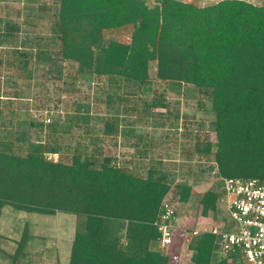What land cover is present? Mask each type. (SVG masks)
I'll return each instance as SVG.
<instances>
[{"label":"trees","instance_id":"obj_1","mask_svg":"<svg viewBox=\"0 0 264 264\" xmlns=\"http://www.w3.org/2000/svg\"><path fill=\"white\" fill-rule=\"evenodd\" d=\"M157 2L150 6L147 0H58L52 42H59V60L75 63L78 75L106 77L117 88L123 82L140 89L149 83V66L154 62L157 80L173 89L193 86L207 99L216 142L197 144L195 150L213 154L216 176L264 180V5L243 0H221L205 7L178 0ZM125 27L132 28L129 43L105 41V31ZM18 32L16 25L5 22L0 38H14ZM25 40L24 48L35 43L34 38ZM34 46L29 48L35 50V59L48 62L47 45ZM15 53L26 70L30 53L16 49ZM24 75L31 78L30 72ZM106 99L116 112L101 119L100 132L115 136L122 98L113 94ZM157 106L166 105L154 100L143 112L147 115ZM88 112L78 113L75 123L83 122L90 131ZM49 123L29 124L47 129L49 140L28 143L24 156L0 144V218L5 207L76 216L69 264H169L167 254L151 247L161 243L154 223L172 188L185 204L192 185L186 181L174 185L173 176L159 165L147 167L144 175L133 173L101 152L85 154L81 145L73 149L69 163L48 161L45 154L57 155L62 149L55 134L73 128L72 123ZM15 135L27 141L26 130ZM124 135L135 136V131L127 129ZM216 203L217 194L206 191L197 204L198 216L216 220ZM26 241L23 234L13 254L0 247V264L21 263ZM188 248L190 264H224L213 255L217 246L211 233H194Z\"/></svg>","mask_w":264,"mask_h":264},{"label":"rangeland","instance_id":"obj_2","mask_svg":"<svg viewBox=\"0 0 264 264\" xmlns=\"http://www.w3.org/2000/svg\"><path fill=\"white\" fill-rule=\"evenodd\" d=\"M178 1L205 7L221 0ZM243 1L255 6L264 5V0ZM147 3L152 6L158 2L147 0ZM57 9L58 0H0V36H3L1 29L5 22L16 25L19 31L14 38H0L1 143L10 144L16 155L24 156L25 146L15 143L13 138L18 130L30 131L33 142L49 140L47 129H30L28 121L48 119L49 124L72 123L70 132L55 134L62 149L57 155L45 154L46 160L69 163L73 149L81 145L85 154L101 152L133 173L144 175L147 167L159 165L163 172L173 176L174 185L186 181L192 185V190L194 188L187 203L182 204L178 200L174 188L165 198L174 207L176 218L171 246L162 248L160 243L151 247L167 254L169 264H190L192 252L188 245L194 233L211 230L213 225L220 222L228 231L232 227L229 218L222 216L224 212L221 208L216 220L201 218L197 213L201 195L206 191L216 193L220 186L212 164L213 154L206 156L195 150L197 144L210 142L214 145L216 142L212 127L214 116L207 99L193 86L182 85L179 89H173L170 84L157 80L154 62L150 63L149 83L143 89L123 82L117 88L106 77L78 75L75 63L59 60V42H52L57 27ZM131 32V27L105 31L104 39L127 44ZM28 37L34 38L40 47L47 45L48 62L35 59V50L29 48L35 47V43L24 48L22 43ZM15 49L30 53L26 70L22 67L23 59L18 57ZM27 72L31 73L29 79L24 75ZM113 94L122 98L117 109L119 131L115 136H102L101 119L116 112L114 107L107 105V96ZM154 100H162L165 108L152 107L145 115V104H151ZM200 103L203 105L200 106ZM87 109L90 131L86 130L83 122L79 125L75 123V116L78 113L84 115ZM22 121L27 122L21 125ZM127 129H133L135 136L124 135ZM76 223L74 215L56 213L46 216L5 207L0 218V247L13 254L25 234L27 241L22 250L25 259L19 264H69Z\"/></svg>","mask_w":264,"mask_h":264},{"label":"built area","instance_id":"obj_3","mask_svg":"<svg viewBox=\"0 0 264 264\" xmlns=\"http://www.w3.org/2000/svg\"><path fill=\"white\" fill-rule=\"evenodd\" d=\"M159 1V0H156ZM50 120H45L49 123ZM217 172V164L212 162ZM219 178L216 211L232 223L230 231L223 222L205 231L215 237L214 256L224 264H264V180L259 178ZM163 213L154 223L161 233L162 248H169L175 229L174 207L166 199ZM219 215V214H218Z\"/></svg>","mask_w":264,"mask_h":264},{"label":"crops","instance_id":"obj_4","mask_svg":"<svg viewBox=\"0 0 264 264\" xmlns=\"http://www.w3.org/2000/svg\"><path fill=\"white\" fill-rule=\"evenodd\" d=\"M2 113H3V111L0 110V127H1V120H2L1 117H2V115H3ZM11 114H13V112H12ZM13 115H14V114H13ZM26 122H27V121H22V122H20V124L23 125V124H25ZM31 122H38V121H37V120H34V121H28L27 125H28V127H29L30 129L35 128V129H38V131H41L40 128H37V127H35V126H31V127H30L29 124H30ZM20 124H19V125H20ZM18 131H19V130H18ZM18 131H17V132H18ZM21 131H23V130H21ZM24 131H25V130H24ZM17 132L14 133V136H16L15 134H16ZM26 132H27V141H25V140H20V141H19V140H17L16 138L13 137L14 140H15V143L18 142V143H21L23 146H25V154H24V155L27 154V150L29 149V148L27 147V144H28V143H35V144L39 143L38 141H35V142L31 141V140H30V135H31V134H30V131H26ZM0 134H1V132H0ZM0 144H1V145H3V144L6 145V143H1V140H0ZM7 145H10V144H7ZM10 147H11V145H10ZM11 149H12V151H13V146L11 147ZM52 155H53V154H52ZM22 156H23V155H22ZM193 190H194V188H193ZM193 190H192V192H193ZM192 192H191V196H192ZM191 196H190V198H191ZM201 196H202V195H201Z\"/></svg>","mask_w":264,"mask_h":264}]
</instances>
